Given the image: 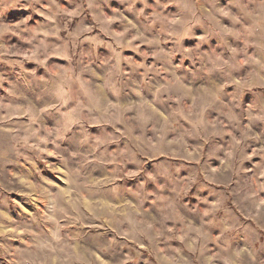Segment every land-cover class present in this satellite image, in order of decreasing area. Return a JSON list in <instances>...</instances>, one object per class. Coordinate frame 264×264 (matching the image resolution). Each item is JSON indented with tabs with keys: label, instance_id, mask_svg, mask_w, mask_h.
<instances>
[{
	"label": "clouds",
	"instance_id": "9594fccd",
	"mask_svg": "<svg viewBox=\"0 0 264 264\" xmlns=\"http://www.w3.org/2000/svg\"><path fill=\"white\" fill-rule=\"evenodd\" d=\"M0 264H264V0H0Z\"/></svg>",
	"mask_w": 264,
	"mask_h": 264
},
{
	"label": "rangeland",
	"instance_id": "374dc122",
	"mask_svg": "<svg viewBox=\"0 0 264 264\" xmlns=\"http://www.w3.org/2000/svg\"><path fill=\"white\" fill-rule=\"evenodd\" d=\"M23 55H24L25 58H27V55H28V54H27V53H23ZM101 230H102V229H101Z\"/></svg>",
	"mask_w": 264,
	"mask_h": 264
}]
</instances>
